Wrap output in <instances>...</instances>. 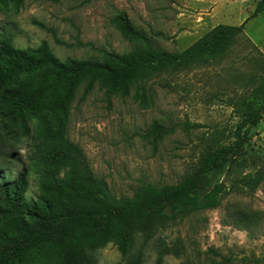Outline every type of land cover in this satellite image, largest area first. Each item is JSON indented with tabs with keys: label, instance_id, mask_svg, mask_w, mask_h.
<instances>
[{
	"label": "rangeland",
	"instance_id": "1",
	"mask_svg": "<svg viewBox=\"0 0 264 264\" xmlns=\"http://www.w3.org/2000/svg\"><path fill=\"white\" fill-rule=\"evenodd\" d=\"M262 0H10L0 7V37L17 49L42 42L64 61H102L104 53L143 47L125 37L118 17L151 39L156 49L185 50L218 25L239 26ZM82 84L68 113L66 135L93 173L117 198L143 184L174 185L194 172L207 152L235 141L236 126L264 91V12L249 19L220 59L162 73L127 95ZM163 133L157 135L154 126ZM243 154L208 182L230 183L264 163V119ZM27 139L11 142L0 132V170L14 179L30 170L27 198L39 193ZM235 210L257 212L251 230L232 224ZM87 264H264V182L252 194L230 193L221 206L176 222H159L135 236L122 255L116 245L86 251ZM50 256L45 264H56Z\"/></svg>",
	"mask_w": 264,
	"mask_h": 264
},
{
	"label": "trees",
	"instance_id": "2",
	"mask_svg": "<svg viewBox=\"0 0 264 264\" xmlns=\"http://www.w3.org/2000/svg\"><path fill=\"white\" fill-rule=\"evenodd\" d=\"M10 0H0V7ZM264 12V0L239 26L218 25L185 50L156 49L151 39L120 15V31L143 47L125 54L106 52L102 61L59 60L46 42L34 49H17L0 37V132L14 143L27 139L31 167L39 193L27 198L30 170L14 179L0 170V264H87L86 251L108 243L126 255L135 236L159 222H176L221 206L230 193L252 194L264 182V163L230 181L211 184L243 154L246 140L264 119V91L259 103L248 106L236 126L235 141L207 152L199 167L174 185L143 184L130 198H117L91 170L82 150L66 135L70 105L76 91L98 83L108 93L127 95L136 85L165 72L179 71L222 58L243 33L245 23ZM160 126L154 132L161 135ZM257 212L235 210L232 224L251 230Z\"/></svg>",
	"mask_w": 264,
	"mask_h": 264
}]
</instances>
